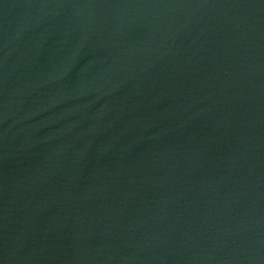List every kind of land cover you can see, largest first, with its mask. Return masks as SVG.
<instances>
[{
    "label": "water",
    "instance_id": "95a60500",
    "mask_svg": "<svg viewBox=\"0 0 264 264\" xmlns=\"http://www.w3.org/2000/svg\"><path fill=\"white\" fill-rule=\"evenodd\" d=\"M0 264H264V0H0Z\"/></svg>",
    "mask_w": 264,
    "mask_h": 264
}]
</instances>
